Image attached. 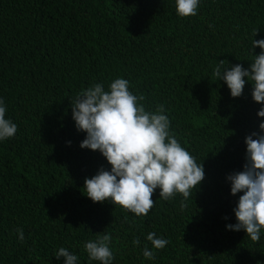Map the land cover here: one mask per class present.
<instances>
[{
	"label": "trees",
	"instance_id": "trees-1",
	"mask_svg": "<svg viewBox=\"0 0 264 264\" xmlns=\"http://www.w3.org/2000/svg\"><path fill=\"white\" fill-rule=\"evenodd\" d=\"M253 39H264V0H200L188 17L175 0H0V100L17 125L0 141V264H64L55 257L61 247L77 264H101L84 244L104 234L112 264H264V229L254 242L226 228L237 223L243 195L231 194L227 176L243 171L245 137L259 132L262 105L247 78L234 98L213 75L220 60L249 68L262 51ZM117 78L145 97L146 111L164 106L170 134L204 168L187 199L164 200L156 189L146 216L94 203L83 188L111 165L80 147L86 133L71 100L93 84L107 91ZM151 232L169 243L154 249Z\"/></svg>",
	"mask_w": 264,
	"mask_h": 264
},
{
	"label": "clouds",
	"instance_id": "clouds-1",
	"mask_svg": "<svg viewBox=\"0 0 264 264\" xmlns=\"http://www.w3.org/2000/svg\"><path fill=\"white\" fill-rule=\"evenodd\" d=\"M199 2L175 0L176 12L181 17L195 16ZM252 44L253 48L259 47L262 51L254 56L249 68L241 64L225 68V60H220L213 68V75L227 84L234 98L242 95L247 78L252 85L253 100L262 105L257 116L264 117V39H253ZM144 99L143 95L136 96L129 91L128 80L117 78L107 91L103 84L97 83L82 89L71 100L75 126L78 131L86 133L80 147L98 150L111 165L110 171L101 167L96 175L85 178L86 196L94 203L110 200L137 216H146L154 206L152 195L156 189H160V198L164 200L177 193L187 199L191 190H196L205 177L203 164H197L170 134V120L164 114V106L146 111L143 103H138ZM5 115L6 106L0 100V141L17 132V125ZM245 144L243 171L227 176L231 194L243 195L233 209L237 223L226 225V228L244 230L252 241L259 242L264 229V121L259 124V132L245 137ZM16 232L18 239L23 241V229L17 228ZM146 239L157 250L169 243L167 239L157 237L155 232L148 233ZM110 242L109 234L100 235L85 242L84 250L90 260L112 264L114 256ZM139 243V239L133 241L134 245ZM143 256L149 260L155 258L147 246ZM55 257L58 260L63 257L64 264H77L78 260L63 247L55 252Z\"/></svg>",
	"mask_w": 264,
	"mask_h": 264
}]
</instances>
